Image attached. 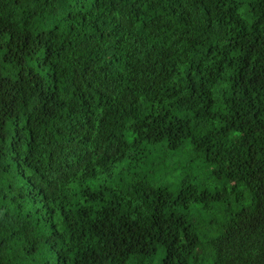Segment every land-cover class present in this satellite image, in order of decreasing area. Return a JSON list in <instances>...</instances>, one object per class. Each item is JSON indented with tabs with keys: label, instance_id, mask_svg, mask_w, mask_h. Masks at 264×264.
Masks as SVG:
<instances>
[{
	"label": "trees",
	"instance_id": "obj_1",
	"mask_svg": "<svg viewBox=\"0 0 264 264\" xmlns=\"http://www.w3.org/2000/svg\"><path fill=\"white\" fill-rule=\"evenodd\" d=\"M0 264H264V0H0Z\"/></svg>",
	"mask_w": 264,
	"mask_h": 264
},
{
	"label": "rangeland",
	"instance_id": "obj_2",
	"mask_svg": "<svg viewBox=\"0 0 264 264\" xmlns=\"http://www.w3.org/2000/svg\"><path fill=\"white\" fill-rule=\"evenodd\" d=\"M241 12L243 13L244 16H246L245 14V9L243 8L241 10ZM189 152H190V144H185V146L183 147V150L181 152H179L178 156H175L174 160H167L166 164H164L165 167L169 166L168 169H164L165 167H163L162 169H160L158 171V174L155 176L156 180H160L161 177L168 181L170 180L175 174L179 173V172H183V168L180 169H173V166H180V167H185L186 161H185V157H189ZM150 155V159H148V156ZM153 156L151 154H148L147 157L144 159L145 161L147 160V162L152 161ZM143 160V159H142ZM142 160L140 162H142ZM171 166V167H170ZM120 165H118L116 167V170L120 169ZM192 171L193 173H199V174H204L205 172V167L203 165L202 160H200L199 158H196L193 162H192Z\"/></svg>",
	"mask_w": 264,
	"mask_h": 264
}]
</instances>
